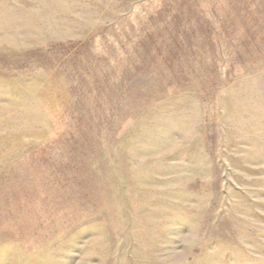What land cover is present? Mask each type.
I'll list each match as a JSON object with an SVG mask.
<instances>
[{
	"label": "rangeland",
	"instance_id": "obj_1",
	"mask_svg": "<svg viewBox=\"0 0 264 264\" xmlns=\"http://www.w3.org/2000/svg\"><path fill=\"white\" fill-rule=\"evenodd\" d=\"M0 264H264V0H0Z\"/></svg>",
	"mask_w": 264,
	"mask_h": 264
}]
</instances>
